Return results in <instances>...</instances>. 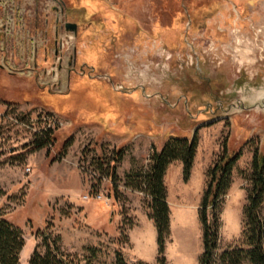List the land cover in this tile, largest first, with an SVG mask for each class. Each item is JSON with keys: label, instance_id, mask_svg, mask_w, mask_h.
<instances>
[{"label": "rangeland", "instance_id": "obj_1", "mask_svg": "<svg viewBox=\"0 0 264 264\" xmlns=\"http://www.w3.org/2000/svg\"><path fill=\"white\" fill-rule=\"evenodd\" d=\"M43 129L49 145L26 152ZM122 131L119 145L107 141ZM194 134L204 173L222 144L239 153L219 211L220 252L240 245L252 156L264 153V0H0V214L21 231L19 264L47 236L80 264H116V252L143 262L137 254L156 248L148 198L139 192L138 206L121 182L113 195L95 167L112 149L136 148L134 167L146 168L151 137ZM177 163L166 179L165 264H198L207 178L199 193L198 169L189 184Z\"/></svg>", "mask_w": 264, "mask_h": 264}, {"label": "trees", "instance_id": "obj_2", "mask_svg": "<svg viewBox=\"0 0 264 264\" xmlns=\"http://www.w3.org/2000/svg\"><path fill=\"white\" fill-rule=\"evenodd\" d=\"M36 137L26 152L40 150L50 142L47 133H41ZM197 143L195 134L191 139L169 137L159 151L153 150L146 168L143 166L136 168L133 162L131 169L122 178L116 175V166L125 153L122 148L112 149L105 169L102 159L95 167L109 180L113 195L117 193V184L121 182L124 188L143 193L148 198L147 217L152 220L156 232V264L166 263L164 252L169 237V206L167 190L163 182L165 171L170 163L181 162L182 179L186 182L190 175ZM67 144L68 142L64 147ZM221 151L205 173L207 180L198 209L202 238V252L198 264H264V153L254 152L252 156L250 174L247 178L249 186L246 190V202L241 212L240 245L218 252L220 206L222 197L231 184V172L239 157V153L228 155L225 144L221 145ZM98 184L99 179H96L90 186L91 192H96ZM4 195L0 189V197ZM58 240V236L44 238V251L34 250L28 264H80L74 255L60 249ZM22 246L20 229L0 214V264H19L18 255ZM115 263L127 264L120 252L115 253Z\"/></svg>", "mask_w": 264, "mask_h": 264}, {"label": "crops", "instance_id": "obj_3", "mask_svg": "<svg viewBox=\"0 0 264 264\" xmlns=\"http://www.w3.org/2000/svg\"><path fill=\"white\" fill-rule=\"evenodd\" d=\"M129 134V131H122V132H118V134H115L114 137H109L107 138V141H110L113 145H119L120 142H122L123 140H125L124 136L128 135ZM112 135V134H111ZM143 134H140V136H142ZM168 137V136H167ZM147 139L150 138L149 135L146 136ZM151 141H153V145L154 147H156V150H160L161 147L163 146L166 138H161L160 136H156V137H151ZM136 145V144H135ZM138 146V145H136ZM196 151H197V148H196ZM130 157H133L135 159L134 164L138 162V160L142 159V154L140 152H138V150L135 148V150L133 149H130V153L125 155L120 163L121 165V169H118L117 171V176L119 178H122L123 175L125 173H127L131 167H132V164L133 163H130ZM178 161H174L172 163H170L168 166H167V169L165 171V174H164V177H163V182H164V185L166 187V179L168 178L167 177V174L169 173L170 170H173V167L172 166H175L176 168L179 169V164L180 163H177ZM119 165V166H120ZM194 165V167H196L198 169V173L199 175L201 176V186H200V191L199 193L201 192L202 188H203V183H204V166L203 164L199 165L197 162H196V152H195V156H194V159H193V163H192V166ZM192 168V167H191ZM121 170V171H120ZM192 178H189V180L187 181V183L191 184L192 183V179L194 178V174L192 173ZM191 177V176H190ZM167 188V187H166ZM126 191L123 192V194L129 199V200H134L138 203V206L140 204V194L139 192H136V191H131L129 189H125ZM199 193H198V196L197 198L199 197ZM168 202V201H167ZM134 208V207H133ZM133 208L131 209L132 212H133ZM134 213V212H133ZM136 214V213H135ZM138 215V214H136ZM143 219V218H141ZM146 220H150L152 221L151 219H146ZM129 241H130V236H129ZM131 243V242H130ZM156 243V242H155ZM131 245H133L131 243ZM156 249H157V246L155 248L154 246V249H153V252L151 254H148V255H144L143 253H138L136 258L138 260H141L143 262H151L155 259L156 257Z\"/></svg>", "mask_w": 264, "mask_h": 264}, {"label": "built area", "instance_id": "obj_4", "mask_svg": "<svg viewBox=\"0 0 264 264\" xmlns=\"http://www.w3.org/2000/svg\"><path fill=\"white\" fill-rule=\"evenodd\" d=\"M6 118L10 121V122H13L15 124H19L21 126H24L25 128H28V124H25L24 122H26L25 120H20L19 119H15L13 118L12 116H6ZM51 125L53 126H56V127H60L62 126V122L58 119V118H55V117H51ZM44 131L43 132H37L38 134H41V133H45V129H43ZM50 143V142H49ZM48 143V145H49ZM96 173H92V175L94 176Z\"/></svg>", "mask_w": 264, "mask_h": 264}, {"label": "bare ground", "instance_id": "obj_5", "mask_svg": "<svg viewBox=\"0 0 264 264\" xmlns=\"http://www.w3.org/2000/svg\"><path fill=\"white\" fill-rule=\"evenodd\" d=\"M187 236V235H186ZM185 236V237H186ZM194 240H195V236L194 233L191 232L189 238L187 239V244H184V246L182 247V250L184 252H186L188 254L189 257L192 256V254L194 253ZM178 250V249H177Z\"/></svg>", "mask_w": 264, "mask_h": 264}, {"label": "water", "instance_id": "obj_6", "mask_svg": "<svg viewBox=\"0 0 264 264\" xmlns=\"http://www.w3.org/2000/svg\"><path fill=\"white\" fill-rule=\"evenodd\" d=\"M64 28L66 29V30H69V31H73V32H75V30H76V24H74V23H66L65 25H64ZM198 128V126H196L195 128H194V130H196Z\"/></svg>", "mask_w": 264, "mask_h": 264}]
</instances>
